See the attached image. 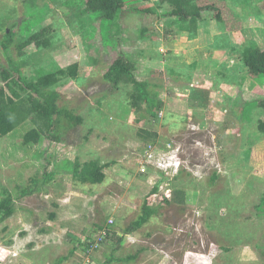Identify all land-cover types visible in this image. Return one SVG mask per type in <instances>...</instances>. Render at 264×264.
<instances>
[{
	"label": "rangeland",
	"instance_id": "374dc122",
	"mask_svg": "<svg viewBox=\"0 0 264 264\" xmlns=\"http://www.w3.org/2000/svg\"><path fill=\"white\" fill-rule=\"evenodd\" d=\"M124 2L125 12L106 21L80 0H0V42L15 32L7 50L0 46V71L8 58L23 63L26 79L78 64L77 78L54 90L57 105L83 119L60 143L42 137L23 145L29 121L0 138V191L15 210L0 223V264H264L263 111L243 107L249 97L237 92L256 86L264 98V75L247 77L239 57L242 44L264 48V0H224L242 25L229 38L204 13L198 29L211 25L213 37L201 41L163 0ZM143 6L157 15L140 37L146 21L132 10ZM44 29L49 46L31 44L19 56L16 43ZM119 52L135 63V79L157 92L156 119L131 109L130 86L102 80ZM89 161L104 166L101 184L72 178L71 166ZM32 179L34 192L19 198ZM154 187L155 213L123 234ZM176 191L183 204L161 202Z\"/></svg>",
	"mask_w": 264,
	"mask_h": 264
},
{
	"label": "trees",
	"instance_id": "16d2710c",
	"mask_svg": "<svg viewBox=\"0 0 264 264\" xmlns=\"http://www.w3.org/2000/svg\"><path fill=\"white\" fill-rule=\"evenodd\" d=\"M84 5V11L88 13H97L98 18L106 21H115L119 15L125 12L124 0H80ZM171 7L170 15L179 23L186 25V29L190 36L195 33L200 24L206 20L204 13H211L212 20L222 25L225 32H239L242 25L237 20L236 14L229 10L224 0H163ZM134 12L140 13L144 20L140 30V37L151 30L150 21L156 19L157 12L150 6L139 7ZM150 16V21H148ZM155 18V19H154ZM206 22V21H205ZM47 30L34 32L27 39H22L16 43V50L19 56L31 44L36 47L46 48L49 46L50 40L44 39ZM15 36L14 30L7 31L3 34L0 46L3 51L7 50L13 43ZM100 44L103 41L99 38ZM240 61L245 68L246 76L254 79L260 75H264V48H258L247 44H242L240 48ZM8 68H2L0 78L2 85L0 86V138H3L13 132L23 123L29 121L34 126L26 132L22 138L23 145L37 144L43 138L60 143L63 141L64 133L74 127L80 126L83 119L76 115L74 111L65 107H59L57 100L59 94L54 88L60 83L61 79L77 78L78 64L68 65L63 70L54 73H44L33 79H26L21 75V67L23 63L15 62L8 58ZM135 63L126 58L122 53L117 55L107 64L102 73V80L109 83L113 87L119 85L130 86L128 92L129 105L133 111H143L145 116L156 119L163 104L158 100V94L151 88L146 81H138L134 77ZM246 92H244L245 94ZM249 98L242 102V106H248L258 103L262 109V117L257 121V130L264 134V98L262 90L254 86L251 91L246 94ZM243 107H235V113L241 114ZM135 123L138 125L140 120ZM146 135L155 137L156 135L149 132H143ZM71 171L72 178L81 185H98L101 184L105 175L103 174L104 166L98 161H89L80 166L74 163ZM54 173L45 174L44 182H50ZM32 188L26 187L21 189L19 198L28 196L34 192L37 185L35 179L31 180ZM157 189L152 188L150 194L143 200L139 216L130 223L123 234H131L146 224L155 213L151 207V202L156 197ZM168 194L162 198L164 204H183L184 194L180 191ZM170 196V197H169ZM172 197V198H171ZM14 203L10 193L3 189L0 191V223H3L14 214ZM54 217V216H51ZM107 227L103 229L107 232ZM120 241V240H119ZM136 256L127 257L128 260L135 259Z\"/></svg>",
	"mask_w": 264,
	"mask_h": 264
},
{
	"label": "crops",
	"instance_id": "0c3cea01",
	"mask_svg": "<svg viewBox=\"0 0 264 264\" xmlns=\"http://www.w3.org/2000/svg\"><path fill=\"white\" fill-rule=\"evenodd\" d=\"M212 22V21H211ZM210 27H211V25L209 26V28H207V30L206 29H204V30H202V32H200V29H197V31H196V36H197V39H198V37H200L201 39H200V41L201 40H205V39H210L211 37H213L212 36V31H211V29H210ZM199 28V27H198ZM240 32V31H239ZM239 32H228V33H223L222 32V35L223 36H225V35H227V37L229 38V37H231V36H233V35H236L237 33H239ZM195 36V37H196ZM167 40V39H166ZM165 40V43H163V45L164 46H170V45H172V46H174L175 45V42H169L168 40L166 41ZM195 41H197V40H195ZM198 48V47H197ZM142 61V60H141ZM237 92H239V93H241V94H244V92H246L245 93V95L249 92V91H245V90H238Z\"/></svg>",
	"mask_w": 264,
	"mask_h": 264
},
{
	"label": "built area",
	"instance_id": "2783aa9c",
	"mask_svg": "<svg viewBox=\"0 0 264 264\" xmlns=\"http://www.w3.org/2000/svg\"><path fill=\"white\" fill-rule=\"evenodd\" d=\"M103 234L106 235V230L104 229Z\"/></svg>",
	"mask_w": 264,
	"mask_h": 264
}]
</instances>
